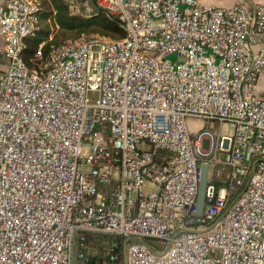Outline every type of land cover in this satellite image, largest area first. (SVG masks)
Returning a JSON list of instances; mask_svg holds the SVG:
<instances>
[{
    "label": "built area",
    "instance_id": "1",
    "mask_svg": "<svg viewBox=\"0 0 264 264\" xmlns=\"http://www.w3.org/2000/svg\"><path fill=\"white\" fill-rule=\"evenodd\" d=\"M64 1L125 37L31 69L41 3L0 0V264H70L76 228L109 233L77 234L97 264H118L116 237L119 264H264V3Z\"/></svg>",
    "mask_w": 264,
    "mask_h": 264
},
{
    "label": "trees",
    "instance_id": "2",
    "mask_svg": "<svg viewBox=\"0 0 264 264\" xmlns=\"http://www.w3.org/2000/svg\"><path fill=\"white\" fill-rule=\"evenodd\" d=\"M41 10L39 18L42 22H47V19H53L54 24L58 25L61 34L55 35L52 39L49 38L50 26L45 24L39 28L36 36L27 37L25 40L26 47L23 51V60L31 69L39 68L47 61L48 51L51 45H59L67 40L76 39L83 35L99 34L103 37L112 39H122L125 37V31L121 22L113 16L99 12L92 17H80L72 15L64 0H39ZM68 37V38H67ZM42 42V56L37 57L36 52ZM87 242L90 243L92 233H85ZM118 246L116 252L119 255L118 264L122 262L124 251L120 237H116ZM87 251L86 249H84ZM91 250L88 249L85 259H77V264H97L99 257L97 255L90 256Z\"/></svg>",
    "mask_w": 264,
    "mask_h": 264
},
{
    "label": "water",
    "instance_id": "3",
    "mask_svg": "<svg viewBox=\"0 0 264 264\" xmlns=\"http://www.w3.org/2000/svg\"><path fill=\"white\" fill-rule=\"evenodd\" d=\"M207 174H208V165L203 164L202 165V175H201V181L199 185V192H198V211L201 213L203 212L204 208V203H205V190L207 186ZM79 232H84V233H97V234H109L106 232H96V231H91V230H86V229H80L76 228L73 231L72 235V242H71V254H70V264H77V234ZM153 239V238H150Z\"/></svg>",
    "mask_w": 264,
    "mask_h": 264
},
{
    "label": "rangeland",
    "instance_id": "4",
    "mask_svg": "<svg viewBox=\"0 0 264 264\" xmlns=\"http://www.w3.org/2000/svg\"><path fill=\"white\" fill-rule=\"evenodd\" d=\"M245 1V0H244ZM45 24H47V25H49L50 26V35H49V38L50 39H52L55 35H59V34H61V31H60V28H59V26L58 25H56V24H54V20L51 18V19H47V22L45 23V22H42L40 19H39V28H41L43 25H45ZM92 36H96V37H100V38H106V39H112V38H109V37H103V36H100L99 34H90V37H92ZM68 38V37H67ZM43 44L45 43V42H42ZM169 58L171 59V60H174L175 58H174V55H170L169 56ZM262 88L264 89V82H263V84H262ZM263 89H262V91H263ZM263 95H264V93H263ZM192 123H193V125L194 126H197V121L196 120H193L192 121ZM208 123L206 122V120L204 121H202L201 122V125H207ZM212 124L214 125V130L216 131V132H218L219 131V123L218 122H212ZM197 127H199V126H197ZM231 127H232V125L230 124V122H227V123H225V126H224V128L225 129H231ZM203 147L206 149V148H208V139H205L204 140V142H203ZM219 155H221V154H219ZM151 242L152 243H155L153 240H151ZM78 249H79V246H78Z\"/></svg>",
    "mask_w": 264,
    "mask_h": 264
},
{
    "label": "crops",
    "instance_id": "5",
    "mask_svg": "<svg viewBox=\"0 0 264 264\" xmlns=\"http://www.w3.org/2000/svg\"><path fill=\"white\" fill-rule=\"evenodd\" d=\"M200 1L204 4H209V5L227 6L235 2L244 1V0H200ZM245 1L264 3V0H245Z\"/></svg>",
    "mask_w": 264,
    "mask_h": 264
}]
</instances>
